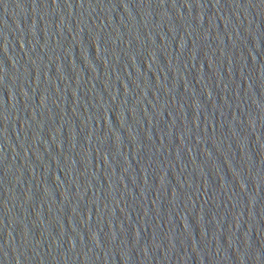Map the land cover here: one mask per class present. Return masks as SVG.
Returning <instances> with one entry per match:
<instances>
[{"label": "water", "instance_id": "water-1", "mask_svg": "<svg viewBox=\"0 0 264 264\" xmlns=\"http://www.w3.org/2000/svg\"><path fill=\"white\" fill-rule=\"evenodd\" d=\"M0 264H264V0H0Z\"/></svg>", "mask_w": 264, "mask_h": 264}]
</instances>
